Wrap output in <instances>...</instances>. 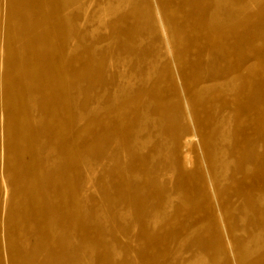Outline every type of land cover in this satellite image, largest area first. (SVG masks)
<instances>
[{
  "label": "bare ground",
  "instance_id": "6f19581e",
  "mask_svg": "<svg viewBox=\"0 0 264 264\" xmlns=\"http://www.w3.org/2000/svg\"><path fill=\"white\" fill-rule=\"evenodd\" d=\"M230 1L134 0L127 14L109 23L99 22L108 33L92 43L90 8L98 0H0V117L5 121L0 264H131L132 253L141 264H175L180 251L173 254L167 244L177 238L164 223L168 201L158 179L168 170L176 172L179 185L189 186L197 195L188 202L203 214L191 223L194 233L204 226L226 223L229 235L224 240L235 238V232L242 229L237 228L238 219L217 216L224 207L214 212L209 207L223 197L227 203L238 201L249 209L255 217L249 221L255 237L264 244V213L255 211L248 188L223 186L224 176L217 175L216 157L224 152L238 163L236 173L247 175L248 169L258 167L261 171L250 181L251 193L264 199V76L253 69H257L256 62L264 64V0H259V8L254 3L258 0ZM106 40L110 42L107 49L92 59L93 46ZM199 46L208 56L219 53L221 64L215 67L208 58L196 56L193 49ZM168 50L186 56V71L169 74L164 70L170 60ZM119 52L146 61L150 71L162 67L159 81L149 87L142 82L133 97L112 103L119 94L115 74L105 73V57ZM232 56L240 63L243 59L256 62L228 72L227 61ZM118 63L109 66L115 69ZM200 66L207 69L201 71ZM206 77L223 80L229 89L209 94L208 86H203ZM166 81L171 82L170 94L159 92ZM98 88L105 112L93 132L91 126L97 119L90 105L92 91ZM141 98L147 106L130 113L132 121L127 127L107 130L100 124ZM208 109L211 115H201ZM146 115L158 121V133L168 146V153L160 159H153L156 148L140 152L136 148L140 139L136 137L134 143L133 128L128 129L134 126L141 133L147 127ZM184 117L187 123L181 122ZM114 138L120 143L118 151L129 154L127 168L122 172L112 169L113 184H122L124 189L111 198L113 193L101 181L98 187L108 198V207L120 202L136 216L134 223L141 227V234L123 237L138 241L141 248L135 251L128 250V243L109 245L102 238H92L96 230L102 236V228L92 227L88 216L97 206L89 194L93 179L88 161L105 159L103 146ZM183 146L192 151L184 155ZM108 160L119 166L116 155ZM150 214H160L159 226L152 232L145 220ZM123 220L114 218L108 223L114 241L119 235L131 234ZM211 243L191 237L185 244L203 252L212 248ZM116 245L124 252L121 260L113 254ZM252 258L239 263L264 264L253 253Z\"/></svg>",
  "mask_w": 264,
  "mask_h": 264
},
{
  "label": "rangeland",
  "instance_id": "374dc122",
  "mask_svg": "<svg viewBox=\"0 0 264 264\" xmlns=\"http://www.w3.org/2000/svg\"><path fill=\"white\" fill-rule=\"evenodd\" d=\"M228 2L232 3L230 0H228ZM259 2L261 1L258 0V2H254L256 4V7L258 8L260 7ZM134 5V0H98L97 3H94L90 8L92 22H90L89 24V34L91 42L95 43L98 36H104L108 33L103 25L100 26L99 22L106 20V22L109 23L110 21L116 19V17L122 16L124 13L127 14V11L132 9ZM255 8H250V10L253 11V9ZM233 9L237 10L238 8ZM262 10H264V8H262ZM139 19H144L143 13L139 15ZM99 26L101 27L100 30H98ZM66 40L68 41V43H70L71 37H68ZM109 44L110 42L106 40L104 43L98 46H93L94 49L92 51V59L98 58L101 51L106 50ZM162 48L164 49V47ZM193 53L196 56L200 55L204 58H208L215 65V67H218L219 64H221L219 53H211V55L208 56L206 54V50H204L201 46L193 49ZM167 54L169 57L168 59L170 60L168 65L164 67L165 71H167L169 74L172 71H186V61L184 60L186 59V56L184 54L180 55L177 51L171 52L170 50H168ZM164 59L161 60L164 61ZM111 62H113V64H116L117 62L119 63L118 66L114 69V67L110 68L109 66ZM227 62V67H229V69L225 70H228V72H230L232 69H237L239 65H248L256 61L243 59L242 63H240L237 57L232 56ZM105 63L106 75L112 76L113 74H115L114 81L117 85L116 90L119 94L118 101L113 100L112 103L121 102L127 96L130 98L133 97L134 92L138 90V88L142 85V82H144L146 86L149 87L152 85V83L159 81L158 70L162 67L159 66L157 69L155 68L154 70L150 71L149 64L146 61H138V58H136L135 56H129L124 52H119V54L115 53L114 55H112V57H105ZM256 63L257 69L253 68L254 71H256V73L260 72V75L264 76V64H259V62ZM206 69V66L199 67V70L201 71H205ZM148 72H150V76L147 74ZM183 74L190 75V73L187 72H183ZM165 77H169V75ZM205 81L206 83L203 86H208L209 90L207 92H209V94L212 91H222L223 89H229V87L226 88L223 80H220L219 78L206 77ZM261 91L264 92V85L262 86ZM92 92V97H94L92 98L90 110L93 119H97L93 121L91 126V131L94 132L98 130L97 126L99 125L96 122L98 121V119H101L102 114L105 112V109L101 108L100 105H104L105 102L101 97L100 88L95 89ZM159 92L165 94L172 93L171 82L166 81L161 83ZM145 104L146 100L144 98H141L140 100L131 103L126 109L119 110L116 114H110L111 116H114V118L112 120L107 119L103 122H100V124L102 123L106 125L105 128L107 130L127 127V123H130L132 121V115L130 113H134V111L136 110L142 111V108L145 106ZM214 110L219 115V111L216 107ZM124 115L128 116L125 117ZM201 115H211L210 110L208 109L207 111H203ZM121 117H123V119ZM144 119L145 121H147L145 124L147 127L144 128L141 133H138L136 128L134 129V126L128 127V129L133 128L131 138L133 139L134 143L136 137L140 139L141 143H138L136 148L142 153L144 151L148 153L152 149L156 148V151L153 154V159H160L168 153V146L166 145L167 143L164 140V137H162V135L158 133V121L156 119H153L152 116L147 115ZM181 122L187 123V119L184 117L181 119ZM103 133L104 132H102V134ZM4 138L5 121L0 117V174H4L5 170L3 157L1 159V154H3L5 145ZM256 138L257 137L252 138L251 142H254ZM145 139L148 141L143 145L142 140ZM149 142L150 144H148ZM119 147L120 143L118 142V139L116 140L114 138L110 143L103 146L105 152L104 154L106 155L105 159L95 160L92 158L88 161L89 166H91L92 168L91 176L93 179V188L89 192V194L90 198H92V200H95L97 203V206L94 207V209L96 210L94 212L89 211L88 216L91 219L92 227L95 226L102 228V236L99 235L98 231L96 230L93 231L94 235L92 238H102L109 245H114L118 242L128 243V250L135 251L141 248L138 241H136V239L135 241H128V239L123 237L124 235H128L129 237H132L133 235V237H135L141 234V227L137 226L138 223H134L136 216L133 214L132 210L128 208L127 205H123L120 202H118L117 207H108V198L103 197L104 192L101 188L98 187V182L101 181L102 184L107 186L113 193L114 197L111 198H117L120 190L124 189V186L122 184H113L114 176L112 174V169L117 168L119 172H122V169L124 170L125 168H127L125 162L128 159V150L118 151ZM261 150L264 153V147H262ZM180 151L183 152L184 155H186L190 153L192 149H190L189 146H183ZM115 155L119 157L120 167H114L112 162L108 160L110 158H114ZM216 159L217 168L219 170V172H217V175L222 174L224 176L220 184L223 186L236 184L239 187L248 188L247 192L251 194V201L254 202L255 211L263 214L264 199H262L258 194L251 193L250 187L251 179L254 178L261 170L258 167H251L250 169H248L247 175L246 172L241 174L236 173L234 171L236 170L238 163L236 162V160L225 154V152L223 154L219 153ZM188 162L190 166L193 164L192 161ZM105 167H107L108 170H102ZM214 175L215 174L213 173V176ZM176 176V172L174 173V171L168 170L160 173V176L158 177V179L160 180L159 185L165 189L164 195H166V201H168V204L164 208V217L167 218L164 223L167 224V227L173 231L177 238L176 240L168 241L167 244L169 245V248L170 250H172L171 252L173 254L177 251H180L179 255L175 259V264H240L239 260H241V263L246 261L248 263L253 259L252 253L253 255H255L254 259L257 260V262L261 263L264 261V244H261L255 237L256 232L251 225L252 223L249 222L250 219L251 221H253L252 218L255 217L252 216V213L248 211L249 209L243 207L238 201H231L227 203L226 199L222 197L216 199V203H211L214 205L209 206L213 209V212L216 211V209H218L219 207H224L222 211L216 213L217 216L220 215L223 218L234 217L235 219H238L237 228L242 229L235 232L234 239L224 240V238L229 235L226 231L228 225L226 223L225 225L217 224L215 227L211 226L208 229H206V227L204 226L201 227V229L196 233H194V228L191 227V223L197 221L200 216H203V214L190 208L188 202L193 200L197 195H194L192 193V190L191 188H189V186L185 184L179 185L177 183ZM252 182L256 183L254 179ZM179 186H181V188H179ZM125 189L128 190L127 188ZM220 202L223 206H220L218 204ZM157 217H160V214H157L156 216L150 214L145 218L149 226V232L153 231L155 225L159 226ZM114 218H124L122 223L128 225L131 234L119 235L118 241H114L112 234L110 235L107 229V227L110 228L108 223ZM188 237L190 239L191 237H199L204 243H210L212 241V243L208 245L212 248L203 252L193 251L189 245L185 244L187 239H189ZM262 237L264 238V233H262ZM18 240L20 241L21 239ZM117 247L119 246H114L113 254L117 260H121L124 257V252ZM130 259L132 260L131 264H141L138 256L136 258L135 253H132Z\"/></svg>",
  "mask_w": 264,
  "mask_h": 264
}]
</instances>
